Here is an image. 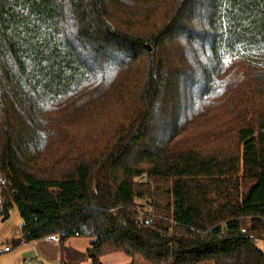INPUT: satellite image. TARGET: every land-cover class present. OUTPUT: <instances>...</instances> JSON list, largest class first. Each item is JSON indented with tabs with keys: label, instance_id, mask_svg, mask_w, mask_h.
Returning <instances> with one entry per match:
<instances>
[{
	"label": "trees",
	"instance_id": "16d2710c",
	"mask_svg": "<svg viewBox=\"0 0 264 264\" xmlns=\"http://www.w3.org/2000/svg\"><path fill=\"white\" fill-rule=\"evenodd\" d=\"M14 209L60 264H264V0H0Z\"/></svg>",
	"mask_w": 264,
	"mask_h": 264
},
{
	"label": "rangeland",
	"instance_id": "374dc122",
	"mask_svg": "<svg viewBox=\"0 0 264 264\" xmlns=\"http://www.w3.org/2000/svg\"><path fill=\"white\" fill-rule=\"evenodd\" d=\"M69 123V121H66ZM86 122V121H84ZM21 222L19 213L17 209H14L11 212V218L7 222L0 223V239L2 240L3 244H6V247H11V239L13 238H19L20 235H18V227L19 223ZM9 238V243H7L6 239ZM90 239L88 238H80L76 237L73 238L67 245V247H73L79 251L85 252L87 248L90 246ZM257 246L260 250L264 251V238L261 241L257 242ZM67 247V248H68ZM17 247H13V251L10 254H4L2 258V263L7 264L8 262L10 264H24L23 262H17V259L19 258ZM14 261V263H13ZM101 262L103 264H146L141 258H136L135 260L131 259L130 257L126 256L123 253H112L109 254L101 259ZM84 264H89L88 262H85Z\"/></svg>",
	"mask_w": 264,
	"mask_h": 264
},
{
	"label": "crops",
	"instance_id": "0c3cea01",
	"mask_svg": "<svg viewBox=\"0 0 264 264\" xmlns=\"http://www.w3.org/2000/svg\"><path fill=\"white\" fill-rule=\"evenodd\" d=\"M19 224H21V222ZM9 238L11 239V237H8L6 241H8ZM72 239L73 238L69 239L67 242H65V244L67 245V243H69ZM0 244V251L3 252L0 257V264H4L2 263L3 255L10 254L13 250L10 252H5L4 248L6 247V244H3L1 239ZM68 248L74 249L73 247ZM16 249L18 250L19 254L17 262H23L24 264L29 262H32L33 264H60L61 262V246L59 239L55 237L44 239L31 244L21 243ZM75 250L79 251L77 249ZM36 256L39 257V262H36ZM7 264L10 263L8 262Z\"/></svg>",
	"mask_w": 264,
	"mask_h": 264
},
{
	"label": "built area",
	"instance_id": "2783aa9c",
	"mask_svg": "<svg viewBox=\"0 0 264 264\" xmlns=\"http://www.w3.org/2000/svg\"><path fill=\"white\" fill-rule=\"evenodd\" d=\"M4 251L5 252H10L11 251V247H5L4 248ZM37 261L36 262H39L40 260H39V257H37L36 256V258H35ZM25 264H33L32 262H29V263H25Z\"/></svg>",
	"mask_w": 264,
	"mask_h": 264
}]
</instances>
